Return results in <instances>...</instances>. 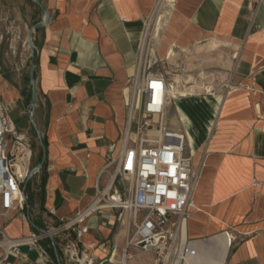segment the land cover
Instances as JSON below:
<instances>
[{
	"label": "crops",
	"instance_id": "obj_1",
	"mask_svg": "<svg viewBox=\"0 0 264 264\" xmlns=\"http://www.w3.org/2000/svg\"><path fill=\"white\" fill-rule=\"evenodd\" d=\"M40 1L49 20L32 36L34 109L26 62L0 74V102L30 142L25 163L30 170L41 150L35 128L45 138V181L32 188L28 210H10L0 223L9 238H19L40 232L37 228L50 231L90 208L80 223L87 231L78 239V250L92 264H108L121 255L126 216L93 202L114 173V164L101 171L121 149L127 79L158 0ZM37 10L35 23L42 18ZM222 47L233 58L224 92L180 98L192 101L195 120L175 104L195 177L185 236L206 241L227 231L231 242L223 264H264V0H172L158 37L160 59L174 50ZM7 155L18 157L12 136ZM40 174L30 179L35 185ZM54 237L61 251L74 233L65 230ZM38 247L46 253L44 262ZM18 250L19 255L9 254L8 264H59L41 243ZM129 251L127 264L153 259L135 247Z\"/></svg>",
	"mask_w": 264,
	"mask_h": 264
},
{
	"label": "built area",
	"instance_id": "obj_2",
	"mask_svg": "<svg viewBox=\"0 0 264 264\" xmlns=\"http://www.w3.org/2000/svg\"><path fill=\"white\" fill-rule=\"evenodd\" d=\"M160 2H156L153 16L145 22L135 51V70L127 79L124 96L127 117L120 136L121 149L101 171L102 174L114 164V173L97 191L93 202V205L118 208L126 216L128 231L124 247L119 259L109 260L108 264H127L132 247L153 255L148 264H202L198 258L199 240L185 236V223L194 208L192 159L186 153L185 132L166 125L165 111L173 98L172 86L163 73L154 69L161 59L156 53L158 33L151 22ZM30 121L33 124L32 113ZM9 136L16 142V160L7 155ZM30 157L28 138L16 131L8 109L0 102V220L6 212L24 208L21 188L30 172L25 166ZM90 211L89 208L50 231L19 238H9L0 223V264H8L11 253L19 255V246L35 247L50 235L54 237L65 230L74 233V240L61 250L67 263L92 264V258L78 250V239L87 231L80 223ZM223 235L231 242L227 231ZM38 248L44 262L46 253Z\"/></svg>",
	"mask_w": 264,
	"mask_h": 264
},
{
	"label": "rangeland",
	"instance_id": "obj_3",
	"mask_svg": "<svg viewBox=\"0 0 264 264\" xmlns=\"http://www.w3.org/2000/svg\"><path fill=\"white\" fill-rule=\"evenodd\" d=\"M171 3L172 1L161 0L152 19L151 26L158 29V37L163 30L166 12L170 9ZM37 13V7L30 0H0V74L25 62L29 69L33 56H30L27 34L30 25L36 21ZM32 43L35 50L33 38ZM232 59L230 50L225 47L215 50L195 48L180 52L174 50L168 57L161 59L160 64L154 69L163 73L172 86L173 94L165 111V122L168 127L181 128L175 104L195 120V107L192 101L190 99L180 101V98L212 96L224 92L229 81ZM118 179L119 177L115 183ZM1 220H4V217H1Z\"/></svg>",
	"mask_w": 264,
	"mask_h": 264
},
{
	"label": "water",
	"instance_id": "obj_4",
	"mask_svg": "<svg viewBox=\"0 0 264 264\" xmlns=\"http://www.w3.org/2000/svg\"><path fill=\"white\" fill-rule=\"evenodd\" d=\"M30 1L33 2L40 9V11L42 12L41 20L39 22H36V23L30 25V29H29L28 34H27V41H28V45H29V48H30V56L32 57L34 55V52H35L34 46H33V43H32L33 33H34V31L37 28H41V27H43V26H45L47 24V22L49 20V15H48L47 10L45 9L44 5L42 4V2L40 0H30ZM34 70H35V64L32 62L31 65H30V71H29V83H30V86H31L30 105H31L32 110L34 109V106H35ZM35 131H36V134H37V137H38V142H39V146H40V149H41V152H42V156H41V160L37 163V165L30 170L29 175L27 176L26 180L24 181V183L22 185L21 194H22V196H23L25 201H26V197H25V194H24L25 185L30 180V178L32 176V173L37 171V170H39L41 168V166L43 165L45 159H46L45 145H44V143H43V141L41 139L40 133H39L37 128H35ZM31 225L34 226V224L32 222H31ZM37 229L40 232H46L45 230H42V229H39V228H37ZM49 239L51 241L53 250H54V252L56 254L57 253V249H56L53 237L50 235Z\"/></svg>",
	"mask_w": 264,
	"mask_h": 264
},
{
	"label": "bare ground",
	"instance_id": "obj_5",
	"mask_svg": "<svg viewBox=\"0 0 264 264\" xmlns=\"http://www.w3.org/2000/svg\"><path fill=\"white\" fill-rule=\"evenodd\" d=\"M161 1V0H160ZM172 1V0H167ZM158 33V29H155ZM229 246V239L225 235H217L206 241H199L198 258L202 264H223Z\"/></svg>",
	"mask_w": 264,
	"mask_h": 264
},
{
	"label": "trees",
	"instance_id": "obj_6",
	"mask_svg": "<svg viewBox=\"0 0 264 264\" xmlns=\"http://www.w3.org/2000/svg\"><path fill=\"white\" fill-rule=\"evenodd\" d=\"M34 59V55L32 57V60ZM30 95L31 93L28 94V98H30ZM44 145H45V138L42 137L41 138ZM41 156H42V152L41 150H39V156H38V161L37 163L41 160ZM44 168H45V161L43 163V165L41 166V168L39 169L41 171V174H40V177H39V182H38V185H35L34 183L31 182V180L28 181V183L25 185V188H24V194H25V197H26V201H25V204H24V208L23 210H28L31 205H32V188H34V186H39L40 188L42 187V185L44 184V181H45V176L43 174V171H44ZM31 179V178H30ZM53 240H54V243H55V246H56V249H57V253L55 254L54 250H53V247H52V244H51V241L49 238H46L44 240H42L40 243L41 245L45 248V250L47 251L49 257H51L53 259V261H57L59 262V264H62V261H61V251L59 250L58 248V244H57V240H56V237H53Z\"/></svg>",
	"mask_w": 264,
	"mask_h": 264
}]
</instances>
